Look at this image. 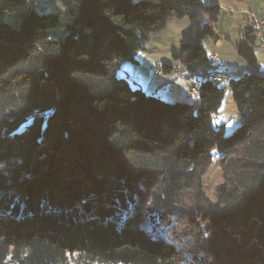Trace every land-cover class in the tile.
Segmentation results:
<instances>
[{
	"label": "trees",
	"instance_id": "obj_1",
	"mask_svg": "<svg viewBox=\"0 0 264 264\" xmlns=\"http://www.w3.org/2000/svg\"><path fill=\"white\" fill-rule=\"evenodd\" d=\"M35 1L0 0V264H264V71L247 45L236 77L206 51L221 5L61 0L63 18ZM173 16L190 19L174 59L197 104L127 71ZM225 83L231 135L213 121ZM216 154L229 183L214 202L201 179Z\"/></svg>",
	"mask_w": 264,
	"mask_h": 264
},
{
	"label": "rangeland",
	"instance_id": "obj_2",
	"mask_svg": "<svg viewBox=\"0 0 264 264\" xmlns=\"http://www.w3.org/2000/svg\"><path fill=\"white\" fill-rule=\"evenodd\" d=\"M49 1H52L54 5H58H55L54 8L52 7L53 5H48L47 8L40 7L39 12L43 14L59 12L63 18H66L64 10L62 9L61 0ZM153 1L158 2V0ZM207 1L210 2L209 4L221 3L220 5L222 7L221 15L215 23L216 37L204 40V47L208 54L214 55L217 53L218 57L216 58V61L220 67L222 69H227L232 73L237 71V73H233V75H235L234 77H236L238 75H244L248 72V70H250L246 61L238 54L237 50V46L247 45L253 49V53L259 60L260 66L264 67V46L262 44L264 39V25L262 27V35H259L253 27L255 17L264 24V0H241L245 2V4L238 5L225 2V0ZM38 3H40L39 0H36L35 4L38 5ZM251 17L253 22H251ZM189 27L190 19L188 16L183 18L173 16L169 18L167 25L163 30L151 34L148 40L143 41L145 50L138 51L136 53L139 63L128 62L127 71L129 74H145L147 77L142 79L145 86L150 85V83H152L151 85L156 86L160 84L162 88L169 90L171 84L176 81V90L180 95L186 98L182 102L197 104L199 96L195 97L191 94V87L195 86H191L190 80L186 76L185 72H182V68L177 65L178 62L174 59V55L180 52L182 33ZM249 30H251L252 35L255 36L253 43L249 40V38H247V36H245ZM163 62L173 65V73L171 74L173 77L170 76L167 81L162 78L163 74L160 73V65ZM157 68L158 71H156ZM178 73L180 74L179 76L176 75ZM153 74H155L158 78L152 77ZM130 80H132V78ZM171 80H173V82ZM200 80H203L202 77H199V81ZM222 87H224L225 90L224 99L218 112L215 114L213 121L215 125L225 124V135H231L241 125L242 118L238 112L236 103L234 102L231 87L228 83H225ZM201 183L205 196L208 199L217 202L219 188L229 183V179L225 177L221 166L220 154L215 155L213 163L206 169L204 175L202 176ZM144 192L146 195L149 194V188H145ZM195 197V189L185 191L182 197L183 207L185 209L194 207L193 199ZM181 219L183 220L184 217ZM181 219H178L177 222H180L179 224L184 226ZM192 245H194L193 242L188 243V246L185 249L187 253ZM201 255H204V253ZM191 259L187 258L186 262L184 260L181 264H197ZM73 264L80 263L74 262Z\"/></svg>",
	"mask_w": 264,
	"mask_h": 264
},
{
	"label": "crops",
	"instance_id": "obj_3",
	"mask_svg": "<svg viewBox=\"0 0 264 264\" xmlns=\"http://www.w3.org/2000/svg\"><path fill=\"white\" fill-rule=\"evenodd\" d=\"M49 0H39V2H41V4H46V2H48ZM213 2V1H212ZM216 2V1H215ZM221 2V1H220ZM218 2V3H220ZM225 2H230V3H233L235 5H238V4H245V2L241 1V0H225ZM221 4V3H220ZM48 5H52L51 3L50 4H47ZM264 34V32H263ZM221 44V43H220ZM139 63V62H138ZM258 64H259V60H258ZM259 67L262 71H264V67L260 66L259 64ZM233 73H237V71H234ZM132 77H135V79H137L138 81H140V83L143 85V87L146 89V91L148 92H152V93H155V94H158L160 96H165V98H168V99H171V100H185L186 98H184L182 95H180L178 93V91L176 90L177 86L175 84L176 81L173 82V80H171L173 83L171 84L170 86V89L167 90V89H164L161 87L160 84H158L157 86L156 85H151L152 83H150V85L148 86H145L142 79H145L147 76H145V74H140V73H136V74H130ZM173 77L171 74H163L162 75V78L167 81L169 78ZM152 77L154 78H158L157 76H155V74L152 75ZM163 91V92H162Z\"/></svg>",
	"mask_w": 264,
	"mask_h": 264
},
{
	"label": "built area",
	"instance_id": "obj_4",
	"mask_svg": "<svg viewBox=\"0 0 264 264\" xmlns=\"http://www.w3.org/2000/svg\"><path fill=\"white\" fill-rule=\"evenodd\" d=\"M254 19H255V20H254V25H253V27H254L255 31H256L259 35H262V27H263L264 24H263L262 21L256 19V17H255ZM251 22H253L252 17H251ZM263 38H264V37H263ZM262 44H263V46H264V39H263V41H262ZM211 57H212V59H215V58L217 57V53H215V54L212 55ZM178 74H179V73H178ZM178 74H176V75H178ZM215 80L218 81V82H222V77H216ZM191 94H192L193 96L196 97V96L198 95V88H196V87H191Z\"/></svg>",
	"mask_w": 264,
	"mask_h": 264
}]
</instances>
